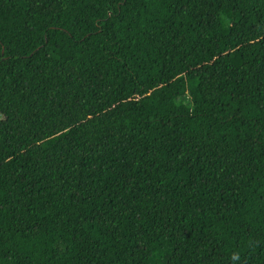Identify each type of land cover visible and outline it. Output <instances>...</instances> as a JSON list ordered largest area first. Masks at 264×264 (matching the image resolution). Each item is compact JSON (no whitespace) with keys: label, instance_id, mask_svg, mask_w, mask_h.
Listing matches in <instances>:
<instances>
[{"label":"trees","instance_id":"trees-1","mask_svg":"<svg viewBox=\"0 0 264 264\" xmlns=\"http://www.w3.org/2000/svg\"><path fill=\"white\" fill-rule=\"evenodd\" d=\"M0 264H264V0H0Z\"/></svg>","mask_w":264,"mask_h":264}]
</instances>
